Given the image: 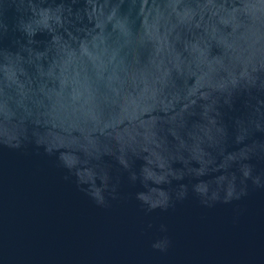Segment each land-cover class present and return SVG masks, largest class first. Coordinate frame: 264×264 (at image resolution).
Returning <instances> with one entry per match:
<instances>
[{
	"label": "water",
	"instance_id": "1",
	"mask_svg": "<svg viewBox=\"0 0 264 264\" xmlns=\"http://www.w3.org/2000/svg\"><path fill=\"white\" fill-rule=\"evenodd\" d=\"M0 264H264V0H0Z\"/></svg>",
	"mask_w": 264,
	"mask_h": 264
}]
</instances>
